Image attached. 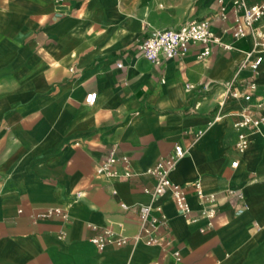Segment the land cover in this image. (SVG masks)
<instances>
[{"label": "crops", "instance_id": "obj_1", "mask_svg": "<svg viewBox=\"0 0 264 264\" xmlns=\"http://www.w3.org/2000/svg\"><path fill=\"white\" fill-rule=\"evenodd\" d=\"M239 1L0 0V264H264V48L250 28L232 36ZM191 18L231 48L211 43L203 54L192 43L158 63L144 57L151 32ZM242 109L263 122L236 127ZM242 130L250 144L240 152ZM177 144L185 153L169 177L188 212L169 189L154 197L145 172ZM111 147L129 178L97 172ZM142 205L165 216L158 233L172 234L179 261L134 239ZM52 207L61 211L35 219ZM104 229L128 241L98 249L92 238Z\"/></svg>", "mask_w": 264, "mask_h": 264}, {"label": "built area", "instance_id": "obj_2", "mask_svg": "<svg viewBox=\"0 0 264 264\" xmlns=\"http://www.w3.org/2000/svg\"><path fill=\"white\" fill-rule=\"evenodd\" d=\"M239 6L243 10L242 23L236 24L232 36L236 39L243 37L245 36V28H250L255 39L264 48V30L259 29L256 26V23L259 20L264 19V2L247 3L244 0H240ZM192 43H200L203 45V54L209 51V45L211 43H217L223 48H231V44L221 41V39L210 29L208 23L204 19L199 18H191L177 27H169L153 31L142 41L139 48L145 58L154 63H158L162 58H172L177 54L183 53L187 49L188 45ZM252 66H256V61H254ZM248 87L250 89H255L256 84L251 82L248 84ZM237 96V92H225L218 98L217 103L221 105L226 100ZM243 98L245 100H249L251 95L246 93L243 95ZM95 99V92H90L85 96V102L89 104L94 103ZM262 104L264 105V99L262 100ZM235 116L236 120L234 125L238 128L253 129L263 122V118L255 117L247 109L238 111L235 113ZM221 118L222 116L219 114L214 116L215 121L220 120ZM249 144L250 139L247 131H240L235 143L236 149L242 152L248 148ZM184 153L185 151L181 145L177 144L174 146L172 155L159 159L155 164L148 166L145 169V172L156 178L155 186L151 191V194L154 197L162 195L169 189L177 208L188 212L189 209L185 201L184 188L181 185L172 182L169 177V173L177 159L182 157ZM118 161L123 164L124 170L122 172L112 168V166ZM231 165L236 166L237 161H232ZM97 172L111 178H129L132 175L127 157L124 155L118 156L115 147L110 148L108 154L98 166ZM193 186L198 196H204L198 183H193ZM213 197L214 196L211 195L209 198ZM121 205L123 206V204ZM157 210L159 215L153 214V209L149 206H140L139 229L134 239H143V241L149 245L159 244L164 253L171 254L175 261H179V251L171 247L174 240L172 234L169 233L167 236H164L158 233L159 228L165 222V216L159 208ZM60 211L61 209L59 207H52L44 211H38L35 214V219L47 218L53 212L59 213ZM200 214L204 215L210 222L215 216L216 211L214 208H208L201 210ZM113 236V230L105 229L100 235L92 238V242L98 249H101L107 243L123 245L128 241L127 237H118L114 239ZM149 264L160 263L153 261Z\"/></svg>", "mask_w": 264, "mask_h": 264}, {"label": "rangeland", "instance_id": "obj_3", "mask_svg": "<svg viewBox=\"0 0 264 264\" xmlns=\"http://www.w3.org/2000/svg\"><path fill=\"white\" fill-rule=\"evenodd\" d=\"M98 168V167H97ZM112 168H113V166H112ZM114 169V168H113ZM116 170V169H115ZM100 174V173H99ZM105 230V229H104Z\"/></svg>", "mask_w": 264, "mask_h": 264}]
</instances>
